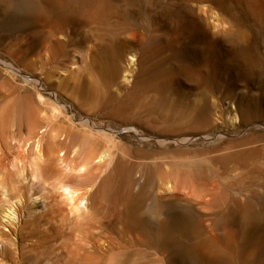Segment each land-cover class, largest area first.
Here are the masks:
<instances>
[{
	"label": "rangeland",
	"instance_id": "374dc122",
	"mask_svg": "<svg viewBox=\"0 0 264 264\" xmlns=\"http://www.w3.org/2000/svg\"><path fill=\"white\" fill-rule=\"evenodd\" d=\"M45 35L61 53L41 74ZM129 53L143 60L127 84ZM47 105L58 129L40 130L31 177ZM83 133L110 158L83 175L76 215L53 181ZM6 165L44 189L0 225V264H264V0H0Z\"/></svg>",
	"mask_w": 264,
	"mask_h": 264
},
{
	"label": "bare ground",
	"instance_id": "6f19581e",
	"mask_svg": "<svg viewBox=\"0 0 264 264\" xmlns=\"http://www.w3.org/2000/svg\"><path fill=\"white\" fill-rule=\"evenodd\" d=\"M74 15L75 14H73V16ZM90 16L92 17V15H90ZM69 17H66V18L68 19ZM70 18H72V17H70ZM67 19H66V21L65 20L64 21L65 22H67L68 20L70 21V19H68V20ZM75 19H76V15H75V18L73 17V20H75ZM90 19L92 20V18H90ZM73 20H71V21H73ZM76 20L78 21L79 18L77 17ZM82 20H83V18H82ZM82 20H81V23H82ZM83 22H87V21L83 20ZM88 23H89V21H88ZM42 24H44V21L42 22ZM46 24L48 25L49 22L46 23ZM41 26H43V25H41ZM51 26H54V25H51ZM47 27L49 29V26H47ZM56 27H57V25H56ZM57 29H59V27ZM48 34L53 37V32H48ZM67 36L62 34V38H64V39L67 38ZM47 38H49V37L46 36V42H45V39L43 40V42L40 41L42 43L41 45H43V43H44V45H43L44 48L41 51V54L39 55L38 59L34 63H32V66H35V70L38 71L41 74L44 71V67L47 66L49 63H51L52 59H54V58L56 59V57L59 56L60 53H61V50L58 47L59 46V44H58L59 41L57 42V41L51 39V37H50L49 40ZM66 41H68V40H66ZM117 44L120 45L121 43H117ZM122 46L123 45H121L119 47L121 48ZM124 46L126 47L127 45L124 44ZM90 47L92 48V46H90ZM119 47L117 49H120ZM91 52L93 53V51H91ZM121 52H122V50H121ZM121 52L119 51V54H117L118 58H115V59L111 60V62H109V64L106 65V66H110V70H109V74L110 75H114L115 73H117V70H119L118 66H123L119 62V57L121 55L120 54ZM92 53H91L92 57H90V54L88 53L90 61H94V59H95V57L93 58V54ZM88 54L86 55V57L88 56ZM94 56H95V54H94ZM122 56L123 57L125 56L124 58H125L126 62H125L124 67H122L120 74H121L122 82L128 84L131 81H134L133 79L136 76V75L134 76L135 66H138V67L142 66V60L143 59L141 58L142 59L141 60L139 58V61H138V59H135L133 55H130V53L129 54H125V55L122 54ZM114 57H116V55ZM75 58L76 57L73 56V59H75ZM91 58H93V59H91ZM120 58H122V57H120ZM75 61H77V60H75ZM85 61H87V60H84V62ZM73 65H75V63H73L72 66ZM90 65H92V64H90ZM55 79L59 80V77H56ZM50 106L51 105L43 106L40 109H35L37 111L34 112L35 115L37 116L36 125L39 126V129H38L39 133L34 138L36 140V143L34 145L33 150L30 153H28L27 157L25 155V158H28L30 160L29 162H30V166L32 168L31 169L32 171H31V175L30 174L29 175L31 177L32 176L35 177L36 174L39 173V170H40V167H41L40 165H41V160H42L41 159L42 154H41V147H40V143H39L40 130H42V129L45 130V128L50 126L51 133L50 132L49 133L51 134L52 139L56 137V133H57L58 127L54 126L53 123H52L53 113H52L51 109H54V108L58 109V106H55V105H53V107H50ZM234 111H230V114H229V117H228L231 121H235L237 119V115L235 113L236 111L235 112ZM43 130L41 131V134H42ZM33 137H34V135L29 137V138H26L24 140L25 141V146H27L30 143L29 142L30 138L32 139ZM89 144H90V138L86 134L83 133L82 137L80 138L79 141H77V143L75 144V147L73 148V155L71 157V160H72L71 162L72 163L69 164V166L67 165L66 168H63V170L60 171L59 174L55 175V177L52 175L55 178V181H53V182H54V184L57 185L56 186L57 190L60 191L62 198L66 202V205H68V207H69V212L70 213H76V215L78 213H80V210H82V209L84 210V208L86 207V198L84 196L85 194L81 191V188H80L82 182L84 181V180H82L83 175H85L89 165L95 164V165L100 166L101 164H103L105 162V160L107 161V159L110 158L109 157L110 153L108 151V148H103L101 146L97 147V148H94V147H91ZM64 155H65V152H62L61 150L57 154V156L61 160H62V157ZM18 164H19V162H18ZM7 165L5 167L6 171H3L1 166H0V225L1 226H3L6 223L12 224L16 220V218H17L16 206H18V204L20 205L21 203H23V197L24 196L28 195L30 197V195L33 192L32 190H35L37 192V194L42 193L43 189H44V187H42L40 185H39L40 188L36 187V189L33 188V185H30V187L29 186H25V185H15V183H13V181L15 179H11L10 178L12 173L9 172V169H8ZM18 171H20V173H22L24 171V166H19L18 165ZM71 173L73 174V176H72ZM47 177H49V174H48ZM163 183L165 184L164 185L165 186V191L172 192L173 189H172V184L170 183V181L169 180H165ZM88 189H91V188L87 187V190ZM39 196L41 197V195H39ZM39 196H37L33 200H35L37 198H40ZM196 196L198 198L201 197V196H198V195H196ZM198 200H200V199H198ZM200 203H201V201H200ZM193 204H195V202ZM2 264H5V263H2Z\"/></svg>",
	"mask_w": 264,
	"mask_h": 264
}]
</instances>
